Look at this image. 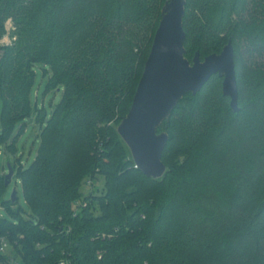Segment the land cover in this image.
Masks as SVG:
<instances>
[{
	"label": "trees",
	"instance_id": "16d2710c",
	"mask_svg": "<svg viewBox=\"0 0 264 264\" xmlns=\"http://www.w3.org/2000/svg\"><path fill=\"white\" fill-rule=\"evenodd\" d=\"M167 1L0 0V39L9 20L16 28L13 43L0 44V148L15 156L26 120L38 113L42 125L35 161L18 167L33 216L18 200L6 205L12 221L0 216L19 264H264V0H187L186 57L204 60L231 41L240 110L219 75L187 94L162 124L165 175L133 170L159 184L156 204L119 196L127 157L117 126ZM37 65L50 75L47 90L62 91L50 117L31 104ZM173 141L184 162L172 166ZM97 171L109 191L82 197Z\"/></svg>",
	"mask_w": 264,
	"mask_h": 264
},
{
	"label": "water",
	"instance_id": "95a60500",
	"mask_svg": "<svg viewBox=\"0 0 264 264\" xmlns=\"http://www.w3.org/2000/svg\"><path fill=\"white\" fill-rule=\"evenodd\" d=\"M187 0H170L162 9L150 55L144 67L128 115L118 126V134L129 147L136 168L146 177L161 179L167 170L163 153L169 134L158 129L169 121L179 102L189 93L197 95L213 76L223 78V94L230 106L239 112L235 50L230 41L220 54L202 60L197 52L192 60L186 58L184 30ZM14 176L11 164L5 176L8 186ZM14 190L11 201L16 203Z\"/></svg>",
	"mask_w": 264,
	"mask_h": 264
},
{
	"label": "rangeland",
	"instance_id": "374dc122",
	"mask_svg": "<svg viewBox=\"0 0 264 264\" xmlns=\"http://www.w3.org/2000/svg\"><path fill=\"white\" fill-rule=\"evenodd\" d=\"M161 15H162V12H161ZM6 30L7 32L5 36L0 39V44L5 45V46L12 44L13 41L16 39V37L14 36L16 28L11 20H9L6 23ZM152 45H151V48H152ZM150 52H151V49H150ZM188 60L190 61V59ZM35 71H36V79H35V84H34L33 91H32L31 104L33 108H37L38 110H41L43 114H46L47 117H50V114L53 108L57 104H59L61 101L62 91H59V89H55L51 91L47 90V85H48L50 75L48 73L46 74L44 67H42L41 65H37L35 67ZM1 111H2V101H1V92H0V113ZM21 126H22V123H18L16 125L14 129L13 137L19 134V130ZM41 126L42 125L40 121L38 120V113H36L32 118L26 120V124L24 126L23 131L17 136V139H16L17 152L15 156L8 153L5 145H3L0 148V151H1L0 176L7 175L9 163L13 165L14 164L17 165V167L15 168V174L11 180V183L8 186L4 185L2 188L0 187L1 188L0 189V216L3 218H7L10 221H12V217H11V214L8 212V207L6 205L8 204L10 205L9 202L11 201V195L14 190H17L18 192V206L22 208L23 217L26 220H28L30 219V217L33 216L32 209L29 207V205L26 202L21 179L18 176V167L20 164L21 167L26 168L35 161L37 157L38 149L40 147V142H41V138H40ZM118 126H117V132H118ZM162 133H167V131L165 127L162 128V125H161L160 128L158 129V134H162ZM124 146H125L124 148H125L126 157H127L126 158V163H127L126 169L127 170L123 171L122 175L124 176V173H125L127 177H122L121 182H120V184L122 183V186L121 185L117 186L119 196L127 192V200L131 199V201H134L135 203H138V202L143 203L147 199H149V201L155 205L157 202V198L160 195L159 184L146 182L134 174L133 170L138 169V168H136V164L134 162L132 153L125 142H124ZM177 147H178V143L173 141L170 145L168 156H166V160L169 165L173 166L178 162L179 163L184 162V158L177 153ZM94 175L95 177L93 179L87 178L83 180L81 184L80 195H82V197L84 198H87L90 196L92 197L104 196L109 191L107 184H106L107 183L106 177L104 175H101L98 171ZM81 201L77 202L78 203L77 206L81 203ZM96 216L97 217L102 216V212L99 211V209L96 210ZM207 262L208 264H218L216 259H214L213 257L209 258Z\"/></svg>",
	"mask_w": 264,
	"mask_h": 264
},
{
	"label": "built area",
	"instance_id": "2783aa9c",
	"mask_svg": "<svg viewBox=\"0 0 264 264\" xmlns=\"http://www.w3.org/2000/svg\"><path fill=\"white\" fill-rule=\"evenodd\" d=\"M1 154V151H0ZM13 246L8 236L0 237V264H19V261L12 257ZM7 258H9L7 260ZM60 264H66L64 261Z\"/></svg>",
	"mask_w": 264,
	"mask_h": 264
}]
</instances>
